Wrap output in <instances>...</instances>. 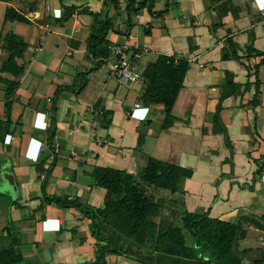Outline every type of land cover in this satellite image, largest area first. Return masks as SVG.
I'll list each match as a JSON object with an SVG mask.
<instances>
[{"label": "crops", "instance_id": "1", "mask_svg": "<svg viewBox=\"0 0 264 264\" xmlns=\"http://www.w3.org/2000/svg\"><path fill=\"white\" fill-rule=\"evenodd\" d=\"M127 1L0 0V173L17 187L16 198L0 193V250L15 242L20 264H91V221L45 196L103 209L107 192L94 170L136 175L148 157L192 172L172 198L176 209L230 223L243 213L264 217V0H156L160 15L143 9L128 36L118 35ZM224 1L237 11L220 18ZM9 8L27 22L5 21ZM104 18L108 54L95 56L88 38ZM7 43L22 53L10 57ZM134 43L144 50L141 75L158 56L188 61L165 130L164 105L142 100L143 78L120 86L109 74L110 47ZM14 58L23 63L7 64ZM238 250L242 264H264V231L242 226ZM105 262L142 264L113 254Z\"/></svg>", "mask_w": 264, "mask_h": 264}, {"label": "trees", "instance_id": "2", "mask_svg": "<svg viewBox=\"0 0 264 264\" xmlns=\"http://www.w3.org/2000/svg\"><path fill=\"white\" fill-rule=\"evenodd\" d=\"M155 3L156 0H128L124 8L126 31L123 34L119 31L115 33L128 36L134 25L132 17L138 15L143 9L151 15H160V13L152 12ZM216 9L220 18L228 12L237 11L230 1L222 2ZM71 14L66 10L62 20H68ZM5 21L27 22L22 14L12 8L7 9ZM111 29L112 26L106 18L100 22L95 19L88 38V47L92 54L96 56L99 52L107 56L106 36ZM7 44L10 57L15 54L14 50L22 53V46ZM188 69L187 60L175 61L170 57L158 56L156 61L146 66L142 72L145 88L142 100L145 105L154 103L164 105L166 110L164 130L175 122L171 116V110ZM226 78L227 85L234 91L236 85L233 84L229 73L226 74ZM254 85L255 99L258 96L259 87L257 82ZM231 93L233 92H228L227 96ZM227 96L225 94L223 97ZM252 104L255 105V100ZM214 121L219 122L217 115ZM223 131L225 145L232 151L225 129ZM51 133L53 136L54 128ZM259 172L260 169L256 174ZM191 175L192 172L188 170L148 157L146 167L136 175L112 171L108 168L94 170L95 184L107 192L103 209H91L78 202H67L55 197L46 198L45 196V200L56 202L63 208H76L91 221L95 229L93 237L97 242L95 259L91 264H106L105 257L112 254L126 257L128 255L132 258L137 255L135 260L142 264H242L246 254L238 250L242 226L251 225L264 231L262 221L264 217L243 213L230 223L212 219L207 212L189 213L185 210L180 211L174 206L172 208L174 217L170 223L167 219L165 224L161 220L159 224L155 221V218L161 214L164 202L158 200L155 203L148 199L143 194L145 191L143 183L155 187L156 190L161 189L171 192L172 195L181 196L183 192L178 185ZM43 188L44 185H42V192ZM173 201H170L172 205H174ZM9 233V230H6V235ZM132 249H136L138 254L133 255L135 252ZM21 261L22 257L15 242L0 250V264H20ZM262 263L261 258L253 261V264Z\"/></svg>", "mask_w": 264, "mask_h": 264}, {"label": "built area", "instance_id": "3", "mask_svg": "<svg viewBox=\"0 0 264 264\" xmlns=\"http://www.w3.org/2000/svg\"><path fill=\"white\" fill-rule=\"evenodd\" d=\"M113 61L110 64V76L120 85L129 86L142 81L140 61L144 50L136 43L132 45L115 44L110 47ZM260 180L264 182V177Z\"/></svg>", "mask_w": 264, "mask_h": 264}, {"label": "rangeland", "instance_id": "4", "mask_svg": "<svg viewBox=\"0 0 264 264\" xmlns=\"http://www.w3.org/2000/svg\"><path fill=\"white\" fill-rule=\"evenodd\" d=\"M247 9H249L248 7H247ZM249 15H250V17L251 18H253V19H255L256 17H255V13H252L251 12V10L249 9ZM8 51V55H11L10 54V51L9 50H7ZM231 54H232V52H231ZM231 56V55H230ZM17 57V56H16ZM18 58V57H17ZM17 63H16V62ZM17 64V65H21L23 62H19V61H17V59L15 60V58H14V60H11V59H9V60H7V64H9V65H11V64ZM6 95H8L7 93H6ZM213 123H214V125L215 124H217V122L216 121H213ZM219 123V122H218ZM143 186H144V188H145V191H144V195L148 198V199H150L151 201H154L155 203L158 201V200H162L163 202H164V204H163V209H162V211H161V214H160V216L159 217H156L155 219V221L159 224L161 221L165 224L166 223V219H167V222L168 223H170L172 220H173V214H172V212L174 211L172 208L174 207V206H176V204H178V201L175 199L173 202V204L174 205H172V203L170 202L171 200H172V198H174L173 196H175V195H172V193L171 192H168V191H164V190H156V188L155 187H153V186H150V185H146V184H144L143 183ZM176 203V204H175ZM163 219H164V221H163ZM161 220V221H160ZM132 251L133 252H135L133 255H136V254H138V251L136 250V249H132ZM119 256H122V255H119ZM125 256V255H124ZM126 257V256H125ZM136 257H137V255H136ZM136 257L135 258H132V257H129L128 255H127V258H130V259H136Z\"/></svg>", "mask_w": 264, "mask_h": 264}, {"label": "water", "instance_id": "5", "mask_svg": "<svg viewBox=\"0 0 264 264\" xmlns=\"http://www.w3.org/2000/svg\"><path fill=\"white\" fill-rule=\"evenodd\" d=\"M223 59L226 58L225 54L222 57ZM0 193H8L12 196V198H16L17 196V187L15 183L14 176L8 172L0 173ZM179 207H182L181 202L178 203ZM180 211H183L180 208Z\"/></svg>", "mask_w": 264, "mask_h": 264}, {"label": "clouds", "instance_id": "6", "mask_svg": "<svg viewBox=\"0 0 264 264\" xmlns=\"http://www.w3.org/2000/svg\"><path fill=\"white\" fill-rule=\"evenodd\" d=\"M262 6H264V5H262Z\"/></svg>", "mask_w": 264, "mask_h": 264}]
</instances>
